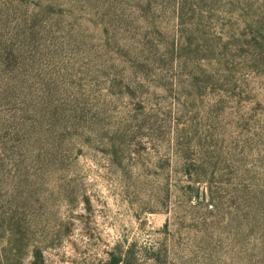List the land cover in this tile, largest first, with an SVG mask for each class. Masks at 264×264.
<instances>
[{"label": "rangeland", "instance_id": "obj_1", "mask_svg": "<svg viewBox=\"0 0 264 264\" xmlns=\"http://www.w3.org/2000/svg\"><path fill=\"white\" fill-rule=\"evenodd\" d=\"M264 264V0H0V264Z\"/></svg>", "mask_w": 264, "mask_h": 264}, {"label": "trees", "instance_id": "obj_2", "mask_svg": "<svg viewBox=\"0 0 264 264\" xmlns=\"http://www.w3.org/2000/svg\"><path fill=\"white\" fill-rule=\"evenodd\" d=\"M119 262H120V259L112 258L109 262H106L105 264H118Z\"/></svg>", "mask_w": 264, "mask_h": 264}]
</instances>
